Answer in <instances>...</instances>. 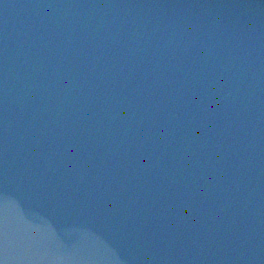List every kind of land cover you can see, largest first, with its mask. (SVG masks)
<instances>
[{"label": "water", "instance_id": "water-1", "mask_svg": "<svg viewBox=\"0 0 264 264\" xmlns=\"http://www.w3.org/2000/svg\"><path fill=\"white\" fill-rule=\"evenodd\" d=\"M0 264H264V0H0Z\"/></svg>", "mask_w": 264, "mask_h": 264}]
</instances>
